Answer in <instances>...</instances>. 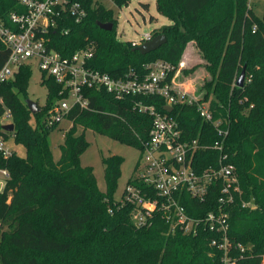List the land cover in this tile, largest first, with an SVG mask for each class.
Wrapping results in <instances>:
<instances>
[{
  "label": "trees",
  "instance_id": "16d2710c",
  "mask_svg": "<svg viewBox=\"0 0 264 264\" xmlns=\"http://www.w3.org/2000/svg\"><path fill=\"white\" fill-rule=\"evenodd\" d=\"M130 0H113L117 8ZM85 18L75 23L65 16L48 32V48L69 56L88 42L95 45L89 65L112 77L129 71L144 74L148 64L163 61L177 66L190 42H195L210 80L201 101H208L214 120L223 119L228 131L223 141L227 162L235 167L242 199L255 208H229L228 236L235 244L250 246L235 253L236 264H262L264 256V15L257 17L246 0H155L158 14L170 22L151 32L163 34L166 43L142 55L132 42L116 38L113 11L80 0ZM23 8L13 0H0V17L6 23L10 12ZM97 22L111 23L105 31ZM253 26L256 29L253 31ZM9 54L0 40V68ZM245 67L244 84L235 82ZM171 75V74H170ZM31 68L22 64L14 78L0 84V134L25 149L23 157L12 151L3 157L0 170L8 178L0 191V264H219L221 254L209 247L212 232L187 235L168 233V225L155 217L149 227H138L126 206H112L123 159H102L105 191L97 187L91 167L82 166L80 156L88 143L85 130L104 134L121 144L141 148L151 117L133 110L131 98L115 100L104 91H89L93 111L72 106L63 116L71 122L54 160L49 135L59 122L48 125L52 106L62 96L52 78L41 75L47 89L45 102L31 114L25 101ZM211 95V99L209 96ZM163 112V100L146 99ZM5 112L12 132L2 130ZM173 115L189 138L213 143L219 136L209 122L201 121L194 105L174 107ZM78 128L81 131L78 132ZM220 152L207 149L195 155L202 170L215 166ZM212 190V189H211ZM182 205L188 215L198 217L217 205V193L204 202L189 197Z\"/></svg>",
  "mask_w": 264,
  "mask_h": 264
},
{
  "label": "built area",
  "instance_id": "2783aa9c",
  "mask_svg": "<svg viewBox=\"0 0 264 264\" xmlns=\"http://www.w3.org/2000/svg\"><path fill=\"white\" fill-rule=\"evenodd\" d=\"M13 1L23 10L10 12L6 23L0 17V40L9 50L7 60L0 68V84L13 79L22 64L31 66L29 62L36 61L41 75L52 78L59 85L58 94L62 96L53 107L48 125L64 119L72 106L93 111L90 90L104 91L118 101L131 98L133 110L151 117L147 138L138 149L140 155L133 175L118 198L107 200L109 213L114 205L126 206L138 227L151 226L157 216L168 225V233L177 230L187 235L212 232L214 236L209 247L221 254L219 264H236L233 252L243 254L250 246L230 240L229 208L239 204L241 208L253 209L255 204L241 197L235 167L227 162V155L223 153V141L228 131L222 127V118L214 120L209 102L180 88L171 76L172 66L163 61L148 64L144 74L129 71L124 77L115 78L89 65L96 52L93 42L69 56L48 48V32L57 27L59 20L67 15L79 23L85 18L86 11L80 0ZM246 1L247 7L251 8L252 0ZM255 29L253 26L252 30ZM150 39L151 32L143 35L139 44ZM139 44L132 42L134 46ZM146 99L163 100V112H159L155 104L146 103ZM192 105L201 121L213 124L219 140L210 144L200 142L198 137H188L172 112L174 107ZM167 106L171 111L165 110ZM4 116L9 118L8 112ZM8 142L0 134L3 157L10 156L13 151ZM207 149L220 152V157L215 166L200 170L195 166V155ZM0 175L1 191L8 173L0 170ZM209 191L217 193L216 208L202 216L188 215L182 205L183 199L187 196L204 202Z\"/></svg>",
  "mask_w": 264,
  "mask_h": 264
},
{
  "label": "rangeland",
  "instance_id": "374dc122",
  "mask_svg": "<svg viewBox=\"0 0 264 264\" xmlns=\"http://www.w3.org/2000/svg\"><path fill=\"white\" fill-rule=\"evenodd\" d=\"M93 1L96 5H102L105 9L113 11V16L116 20V38L121 42L128 41L139 44L143 35L169 23L167 18L157 13L155 0H130L126 6H122L121 8H117L109 0ZM251 7L257 17L264 15V0H252ZM29 64L31 65V77L26 90L27 97L40 107L45 102L47 89L40 83L41 73L37 67V62L30 61ZM205 65L206 62L202 58L196 43L190 42L187 44L180 62L177 66L172 67L171 76L180 88L187 89L192 95L202 99L207 92L204 83L211 78L210 73L205 69ZM209 98H212L211 95ZM53 107L54 105L51 109ZM1 123H11V121L4 116ZM70 125V121L62 119L49 135V142L55 161L60 157L59 145L62 144L64 132ZM79 131H81V128H78ZM84 136L88 146L80 156V163L82 166L92 168L97 187L100 191H105L104 165L102 164V159L111 155H116L123 159L120 167V177L114 193V197L118 198L127 180L134 173L135 165L140 155L139 150L135 147L121 144L107 135L99 134L89 129L84 131ZM8 146L18 156L23 157L25 155V149L20 145H15L11 139L8 142Z\"/></svg>",
  "mask_w": 264,
  "mask_h": 264
},
{
  "label": "water",
  "instance_id": "95a60500",
  "mask_svg": "<svg viewBox=\"0 0 264 264\" xmlns=\"http://www.w3.org/2000/svg\"><path fill=\"white\" fill-rule=\"evenodd\" d=\"M97 26L105 31H110L112 29V24L111 23H100L97 22ZM166 43V38L163 34H159L157 36H154L153 38H151L148 41H145L137 46L134 47L135 51H138L140 54L145 55L148 54L150 52H153L155 50H157L160 46H162L163 44ZM244 77H245V67L242 68L240 74L237 77V80L235 82V85L237 87H242L244 84ZM25 104L28 108V110L30 111L31 114H36L40 109L38 107V105L30 100L27 99L25 101ZM165 110L167 112L171 111V107H165ZM2 130L5 132H12L13 131V124L12 123H8V124H4L2 125Z\"/></svg>",
  "mask_w": 264,
  "mask_h": 264
},
{
  "label": "crops",
  "instance_id": "0c3cea01",
  "mask_svg": "<svg viewBox=\"0 0 264 264\" xmlns=\"http://www.w3.org/2000/svg\"><path fill=\"white\" fill-rule=\"evenodd\" d=\"M168 22H169V21H168ZM169 23H170V22H169ZM169 23H168V24H169ZM168 24H167V25H168Z\"/></svg>",
  "mask_w": 264,
  "mask_h": 264
}]
</instances>
